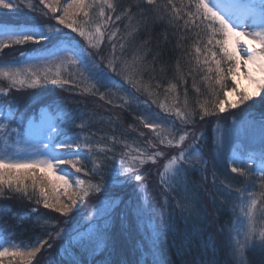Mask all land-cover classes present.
Here are the masks:
<instances>
[{
    "label": "trees",
    "instance_id": "1",
    "mask_svg": "<svg viewBox=\"0 0 264 264\" xmlns=\"http://www.w3.org/2000/svg\"><path fill=\"white\" fill-rule=\"evenodd\" d=\"M78 1L58 0L53 5L51 0H0L1 65L45 62L52 52L57 59H64L55 67L63 70L61 73L37 70L36 74L24 69L30 72L13 77L0 72V102H13L16 111L21 109L29 119L37 118L43 110L51 113L55 172L68 179L52 188L37 176L12 174L4 178L0 184V264H24L20 257L30 248L29 260L39 257L43 264H223L212 260L218 252L223 255V248L210 238L214 235L211 227L229 225L228 212L238 201L232 200L230 186L228 193L222 192V187L236 183L235 190L255 194L264 209V174H255L251 164H242L237 173H231L227 160L212 157V123L203 134L210 150L204 163L192 162L194 151L183 153L182 158L169 155L172 166L162 176L167 217L164 225L153 230L155 252L137 236L131 262L120 247L115 253L113 242L107 240V228L113 224H105L104 213L86 227L84 223L71 230L59 226L56 213L71 216L99 195L107 201L109 191L129 177L150 172L147 164L157 153L163 154L161 144L171 143L146 129L145 112L170 118L178 115L173 109L177 104L172 103H178L181 96L177 93L187 88L188 99L208 104L211 112L206 115L219 116L217 105L212 104L218 86H212V92L203 88L211 57L219 64L225 62L213 44L217 33L194 14L197 0ZM48 16L55 21H47ZM133 62V80L126 82L123 67ZM226 66L220 65L223 72ZM214 81L221 85L224 77ZM114 87L119 90L114 92ZM28 92L32 94L27 96ZM257 100V109H252L255 105L237 113L248 109L256 115L259 110L264 112V97ZM190 116L178 120L179 129L194 124L198 114ZM207 183L212 184L221 204L216 220L207 215ZM114 192L123 203L130 200L127 196L131 194L119 189ZM228 198L234 203L228 205ZM58 238L64 243L54 248ZM260 247L263 252L259 255L256 248L247 249V264H264L259 258L264 256V237ZM199 251L207 262H196Z\"/></svg>",
    "mask_w": 264,
    "mask_h": 264
},
{
    "label": "rangeland",
    "instance_id": "2",
    "mask_svg": "<svg viewBox=\"0 0 264 264\" xmlns=\"http://www.w3.org/2000/svg\"><path fill=\"white\" fill-rule=\"evenodd\" d=\"M57 2L58 0H51L53 5H56ZM263 5L264 0H197V3L194 4V14L200 15L199 18L208 22L218 34H214L216 38L213 40V44L215 48H218L219 54L225 57V62H222L223 65H227L226 71L223 72L220 67L222 63L219 64V61L212 56L211 62H209V71L205 73L207 76L205 81L208 87L203 88L204 92H209L210 89V92H212V86H218V89H216L218 90L217 97L214 98L212 104L214 107L217 105L215 108L218 111L215 112L220 115L214 118L206 115L209 111V108L207 109L208 104L205 106V102L201 103L199 100L188 99L189 91L187 88H183L177 93L181 96L178 101L179 104L175 101L172 103L174 106L177 104V108L173 107V109L174 115H178L170 118L167 115L156 116L154 113L145 112L142 118L146 129L154 133L158 132L166 142L171 143L161 144L160 153L163 154L157 153L151 163L147 164L150 172L143 176L133 175L129 177L125 183L109 191L107 201L100 200L99 198L102 195H99L87 200L80 207V210L71 216L56 213L59 226L63 225L64 230L68 228L71 230L76 227L80 228L84 223L86 227L92 222L96 223V220L104 213L105 224H113L107 228L108 233H110V235H107V240L113 242L115 253H119L120 247L123 255L131 262L133 248L136 245L134 239L137 236L143 239L148 250L155 252L153 230L164 225L167 217L165 211L166 195L162 176L172 166V162H168L169 155L182 158L183 153L194 151L192 162L204 163L205 156L208 155L210 150L206 144L208 138L207 136L205 138L203 134L211 123L214 127L211 139L215 143L212 157L221 159V161L227 160L226 165L229 166L231 173H237L236 168L242 166V164H254L253 172L257 175L264 174V161L260 164L257 160L258 156L264 157V112L259 110V114L256 115L251 112V109H248L245 112L237 113L238 109L245 107L251 108L256 105L252 109H257L259 103L257 99L264 97V41L259 44L260 46H255L256 50L253 53L262 60V67L251 71L246 67L244 54L238 45L237 34L233 26L234 21H241L246 17L243 12L244 8L249 13L262 15V20H264V9H259ZM228 6H230V9ZM68 10L69 8H65V12H68ZM77 10L78 8L73 11L76 12ZM224 10L234 11L235 16L238 17L234 20V17L231 16L233 21H230L223 15ZM46 20L55 21L51 19V16L46 17ZM97 34L100 35L98 32ZM107 35L110 37L111 32H108ZM105 46L108 48V43ZM246 50L249 53L252 48L248 46ZM57 57L52 52L47 56L49 60L45 58V62L43 59V61L41 60L35 64L27 62L19 63L17 66L0 64V72L2 75L13 77L22 72H30L24 69H33L36 74L38 71L42 73H61L63 70L55 67H60L64 59H57ZM64 57H66V54H64ZM217 63L218 65H216ZM123 68V76L125 81L128 82L132 79L130 74L136 68V62ZM246 74L252 76L259 74L260 76L258 81L254 83L252 78H248L246 81L243 79ZM212 77L214 79L224 77V82L218 85ZM207 78H211V81L209 82ZM227 86L228 88H226ZM117 90H119V87H114V92ZM31 94L32 92L26 93L27 96ZM219 96L220 99L218 100ZM145 99L148 100L149 98L145 97ZM158 106L160 107L157 108L161 111L163 106L161 102ZM16 110L13 102L6 101L5 104L0 102V184L4 183L5 177L12 174L16 177L33 178L37 176L52 188H56L59 184H66L68 179L58 176L54 168L55 150L53 140L55 137V123L53 117L49 112L43 110L38 113L37 120L36 118L29 119L25 117L21 109ZM190 113H197V120L191 126L188 124L181 125L182 128L179 129L180 122L178 120L184 119L186 116L191 119ZM230 175V179H233L234 175ZM205 180H209V178L206 177ZM211 186L212 184L207 183L204 188V197L208 205L207 215L210 219L216 220L218 212L221 210V204L213 194ZM228 186L231 187L230 191ZM236 186V183L234 185L229 183V185H223L222 187L225 189L222 192H230L233 195L232 200L234 202L238 201L235 203V209L228 212L229 225L222 223L220 226L211 227L214 235L210 238L215 240L216 243L218 242L223 248L222 256L218 252L217 257L214 255L212 257V260L215 259L218 263L221 260L223 264H247V249L256 248V255L263 252L260 246L262 237H264L262 229L264 209L260 208L255 194L244 190L237 191L235 190ZM117 189L129 195L131 194V196H127L130 200H124V203L120 201L118 194L114 192ZM234 202H231L228 198V205ZM109 218L112 219V223L111 220H108ZM62 227H59V229L61 230ZM112 231L113 235H111ZM211 242L210 246L212 245ZM63 243L64 241H60V238L56 239L54 248H59ZM153 246L154 248H152ZM210 246L202 252L209 251ZM32 252L31 248L24 252L20 257L21 262L24 264H43L39 257L29 260L27 256ZM202 252L199 251L200 257L196 259V262H207V257ZM245 257L246 261H244ZM259 258L264 260V256ZM44 263L49 262L44 261Z\"/></svg>",
    "mask_w": 264,
    "mask_h": 264
},
{
    "label": "bare ground",
    "instance_id": "3",
    "mask_svg": "<svg viewBox=\"0 0 264 264\" xmlns=\"http://www.w3.org/2000/svg\"><path fill=\"white\" fill-rule=\"evenodd\" d=\"M230 9V8H229ZM246 17L241 21H234V31L237 34V42L239 47L242 49L246 67L249 70L253 71L254 69H260L262 67V60H260L254 53L255 46H260L259 44L264 41V20L263 16L256 13H249L248 10H243ZM235 12L231 10H224L223 15L227 19L231 20V16L234 17V20L238 17L235 16ZM256 44V45H255ZM251 47L252 50L248 53L247 47ZM257 76L245 75L243 79L246 81L248 78H252L253 82L256 83L259 78Z\"/></svg>",
    "mask_w": 264,
    "mask_h": 264
}]
</instances>
